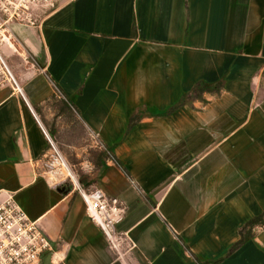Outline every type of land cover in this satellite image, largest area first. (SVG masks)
<instances>
[{
	"label": "crops",
	"instance_id": "1",
	"mask_svg": "<svg viewBox=\"0 0 264 264\" xmlns=\"http://www.w3.org/2000/svg\"><path fill=\"white\" fill-rule=\"evenodd\" d=\"M38 15L2 47L24 100L0 89V197L49 239L38 264H264V227L232 250L264 212V0H57ZM41 127L84 189L123 203L125 260L48 179Z\"/></svg>",
	"mask_w": 264,
	"mask_h": 264
},
{
	"label": "built area",
	"instance_id": "2",
	"mask_svg": "<svg viewBox=\"0 0 264 264\" xmlns=\"http://www.w3.org/2000/svg\"><path fill=\"white\" fill-rule=\"evenodd\" d=\"M57 8V0H0V89L8 86L24 100L23 91L11 72L2 47L13 48L11 25L39 26V15L46 16ZM48 143L43 167L51 182H69L82 199L87 218L104 235L108 247L125 260L131 245L117 226L125 215V207L116 198L107 197L100 189L86 190L46 130L41 127ZM50 249V242L37 221L30 220L12 194L0 197V264H38Z\"/></svg>",
	"mask_w": 264,
	"mask_h": 264
},
{
	"label": "trees",
	"instance_id": "3",
	"mask_svg": "<svg viewBox=\"0 0 264 264\" xmlns=\"http://www.w3.org/2000/svg\"><path fill=\"white\" fill-rule=\"evenodd\" d=\"M194 93H198L201 95L203 92L212 94V95H219L220 94V87L215 86L213 89H210L203 85H197V87L193 91ZM202 102L205 103L206 101L202 99ZM257 227H264V212L248 221L244 227L240 230L241 239L233 246L232 250L238 248L241 244L246 242L248 239L252 238L254 235V230Z\"/></svg>",
	"mask_w": 264,
	"mask_h": 264
},
{
	"label": "rangeland",
	"instance_id": "4",
	"mask_svg": "<svg viewBox=\"0 0 264 264\" xmlns=\"http://www.w3.org/2000/svg\"><path fill=\"white\" fill-rule=\"evenodd\" d=\"M51 139L53 140V142L56 144L57 148L59 149L60 151V148H59V145L56 143V141L51 137ZM73 170V169H72Z\"/></svg>",
	"mask_w": 264,
	"mask_h": 264
}]
</instances>
